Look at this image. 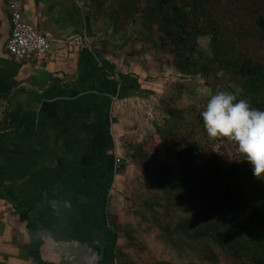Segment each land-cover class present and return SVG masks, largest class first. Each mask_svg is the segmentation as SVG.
Listing matches in <instances>:
<instances>
[{
	"label": "crops",
	"instance_id": "crops-1",
	"mask_svg": "<svg viewBox=\"0 0 264 264\" xmlns=\"http://www.w3.org/2000/svg\"><path fill=\"white\" fill-rule=\"evenodd\" d=\"M18 1L54 59L9 56L7 0H0L1 262L115 264L106 215L124 169L121 101L113 97L122 98L97 38L111 16L100 0Z\"/></svg>",
	"mask_w": 264,
	"mask_h": 264
},
{
	"label": "trees",
	"instance_id": "trees-1",
	"mask_svg": "<svg viewBox=\"0 0 264 264\" xmlns=\"http://www.w3.org/2000/svg\"><path fill=\"white\" fill-rule=\"evenodd\" d=\"M170 1L150 0L149 5L139 1L129 10L130 20L148 25L163 59L175 58L182 50L189 65L196 64V37L209 34L213 58L227 73L224 82L210 86V96L228 90L238 99H247L251 107L264 109V0L229 4L182 0V5L173 6L172 15L157 17L156 6ZM122 4L121 9L111 10L113 17L124 11ZM111 50L106 54L114 53ZM119 70L114 66L111 74L119 75L116 92L123 98L131 94L127 75ZM232 84L239 90H232ZM210 96L201 98L195 90H185L180 98L166 103L171 123L156 128L155 134L175 141L174 158L168 152L159 157L157 150L144 147L132 152L139 179H135L130 205L123 211L107 203L115 264H264V178L256 177L250 162L240 159L235 141L215 137L217 142L228 139L237 148L238 160L225 167L215 142L186 134L191 124L207 131L201 112ZM20 215L28 221L36 248L31 213L24 210Z\"/></svg>",
	"mask_w": 264,
	"mask_h": 264
},
{
	"label": "rangeland",
	"instance_id": "rangeland-1",
	"mask_svg": "<svg viewBox=\"0 0 264 264\" xmlns=\"http://www.w3.org/2000/svg\"><path fill=\"white\" fill-rule=\"evenodd\" d=\"M103 1L100 0L101 4L105 2L106 4L101 6L100 10L112 17H110L111 23L106 27L107 30L102 23L99 24L100 32L97 29L100 51L103 55H107L108 50L113 49L111 51L114 53H108L112 62L109 63L110 59L106 62L110 68L113 69L115 66L120 69V73L127 75L125 83L131 94L119 99L120 124L124 129L122 134L128 139L124 138L121 142L124 169L122 175L115 181V187L108 200V206L111 208L125 211L130 205V198L135 190V179H139L136 165L132 161V152L144 147L149 151L157 150L159 157L167 152L170 157H175L173 150L175 141L169 138L165 140L163 136L155 134L156 128H165L171 123L166 103L180 98L185 90L189 92L195 90L201 98L210 96V86L216 82H224L227 73L213 58L209 34L196 37L197 46L194 50L196 64H186V56L182 50L179 54H175V58L168 56L163 59L155 49V35L148 31V25L135 24L130 20L129 10L138 5L139 1L141 5H149L150 0ZM222 1L226 4L232 2V0ZM119 3L125 7L124 11L120 13L119 10L113 17L110 12L113 8L115 10L120 8ZM175 4L182 5V0H171L160 8L156 6V16L160 17L162 13L172 15ZM152 26L156 28V25ZM205 66L210 69L204 70ZM118 78L119 75L115 73V79ZM231 89L239 90L234 84ZM186 134L188 137L195 135V138H207L212 143L215 142V148L221 150L225 167L238 160L237 148L232 146L228 139L217 142L215 137L209 136L207 131H204L202 125H189ZM108 211L110 212L109 207Z\"/></svg>",
	"mask_w": 264,
	"mask_h": 264
},
{
	"label": "clouds",
	"instance_id": "clouds-1",
	"mask_svg": "<svg viewBox=\"0 0 264 264\" xmlns=\"http://www.w3.org/2000/svg\"><path fill=\"white\" fill-rule=\"evenodd\" d=\"M201 116L209 136L235 141L240 159L250 162L256 177L264 178V109L251 107L247 99H238L231 91L220 90L210 96Z\"/></svg>",
	"mask_w": 264,
	"mask_h": 264
},
{
	"label": "built area",
	"instance_id": "built-area-1",
	"mask_svg": "<svg viewBox=\"0 0 264 264\" xmlns=\"http://www.w3.org/2000/svg\"><path fill=\"white\" fill-rule=\"evenodd\" d=\"M7 8L11 25L10 34L6 42L9 56L17 61L54 59L49 39L30 24L22 15L18 0H7ZM117 104L119 98L113 97ZM120 160L117 159L119 163ZM0 264L1 258H0Z\"/></svg>",
	"mask_w": 264,
	"mask_h": 264
}]
</instances>
